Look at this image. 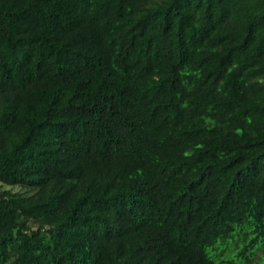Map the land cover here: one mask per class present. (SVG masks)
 I'll use <instances>...</instances> for the list:
<instances>
[{"label": "trees", "instance_id": "1", "mask_svg": "<svg viewBox=\"0 0 264 264\" xmlns=\"http://www.w3.org/2000/svg\"><path fill=\"white\" fill-rule=\"evenodd\" d=\"M0 182V264H264V0H0Z\"/></svg>", "mask_w": 264, "mask_h": 264}, {"label": "rangeland", "instance_id": "2", "mask_svg": "<svg viewBox=\"0 0 264 264\" xmlns=\"http://www.w3.org/2000/svg\"><path fill=\"white\" fill-rule=\"evenodd\" d=\"M2 183L0 182V185H1ZM15 190H19V188H14ZM257 258H259L258 256H257Z\"/></svg>", "mask_w": 264, "mask_h": 264}]
</instances>
